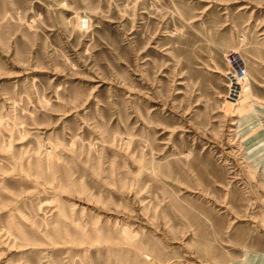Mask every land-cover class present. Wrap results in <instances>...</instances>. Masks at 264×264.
<instances>
[{"label": "rangeland", "instance_id": "374dc122", "mask_svg": "<svg viewBox=\"0 0 264 264\" xmlns=\"http://www.w3.org/2000/svg\"><path fill=\"white\" fill-rule=\"evenodd\" d=\"M249 245L264 0H0V264H241Z\"/></svg>", "mask_w": 264, "mask_h": 264}, {"label": "crops", "instance_id": "0c3cea01", "mask_svg": "<svg viewBox=\"0 0 264 264\" xmlns=\"http://www.w3.org/2000/svg\"><path fill=\"white\" fill-rule=\"evenodd\" d=\"M243 252L241 264H264V245H249Z\"/></svg>", "mask_w": 264, "mask_h": 264}, {"label": "built area", "instance_id": "2783aa9c", "mask_svg": "<svg viewBox=\"0 0 264 264\" xmlns=\"http://www.w3.org/2000/svg\"><path fill=\"white\" fill-rule=\"evenodd\" d=\"M235 76H238V80H242L245 77V72L242 70H238L237 74Z\"/></svg>", "mask_w": 264, "mask_h": 264}]
</instances>
